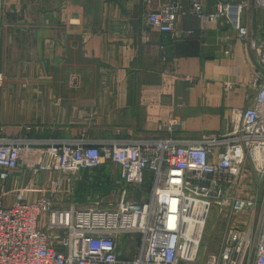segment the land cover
<instances>
[{
  "label": "crops",
  "instance_id": "1",
  "mask_svg": "<svg viewBox=\"0 0 264 264\" xmlns=\"http://www.w3.org/2000/svg\"><path fill=\"white\" fill-rule=\"evenodd\" d=\"M1 1L2 137L48 145L135 143L168 137L176 119L181 126L172 137L195 141L223 134L231 109L250 105L264 77L251 45L264 39V15L252 6L241 14L248 29L242 40L225 19L192 15L189 0ZM170 2L188 14L164 35L146 15ZM203 9L214 12L215 2L204 1ZM99 172L110 183L120 179L110 161ZM57 179L58 205L75 204L64 175L31 176L24 169L6 182L4 203H15L20 191L36 201ZM104 194L118 200L121 189Z\"/></svg>",
  "mask_w": 264,
  "mask_h": 264
},
{
  "label": "built area",
  "instance_id": "2",
  "mask_svg": "<svg viewBox=\"0 0 264 264\" xmlns=\"http://www.w3.org/2000/svg\"><path fill=\"white\" fill-rule=\"evenodd\" d=\"M204 1H214L215 11L206 13ZM189 2L192 15L225 19L242 40L248 37L242 11L252 6L264 15V0ZM187 14L180 2H170L146 19L167 35ZM251 45L264 69V39ZM3 81L0 73V86ZM180 126L172 119L168 137L124 144L48 145L0 136V264H264V196L255 237L250 227L228 222L217 252L203 253L201 245L213 207L225 218L246 212L250 222L254 218L264 182V77L250 105L231 109L223 134L178 140L172 135ZM108 161L120 168L122 183L113 208L58 205L60 179L36 201H26L20 191L15 203H4L6 182L18 170L31 176L57 171L73 183L81 171ZM136 189L140 202L129 198Z\"/></svg>",
  "mask_w": 264,
  "mask_h": 264
},
{
  "label": "rangeland",
  "instance_id": "3",
  "mask_svg": "<svg viewBox=\"0 0 264 264\" xmlns=\"http://www.w3.org/2000/svg\"><path fill=\"white\" fill-rule=\"evenodd\" d=\"M2 5V1H1ZM1 14V9H0ZM107 163V162H106ZM99 169L95 170H86L81 171L78 174V177L75 181L69 182V177L65 176L67 179L68 193H72L74 195L73 203H77L76 205L82 209H88L91 207H101L103 209L113 208L117 199L112 197L110 199V194H104L107 190H117L122 189V183L120 179H113L111 183L109 181H105L99 175ZM26 170V169H25ZM29 174L30 172L27 171ZM86 172H91L94 174L91 178ZM44 173V172H42ZM46 173V172H45ZM41 174V173H39ZM37 174V175H39ZM35 175V176H37ZM88 175V176H87ZM73 187V189H71ZM104 192V193H103ZM103 194V195H100ZM263 196H264V182L260 183L259 190V199L258 206L256 208V212L252 222H250L251 214L246 212L241 216H232L229 218H225L223 216V212H220L218 208L213 207L210 211V215L207 220L204 237L202 240V252H206L207 254L215 253L219 249V243L221 241L223 231L226 228L228 222L232 224L237 221V224L242 225L244 228L250 227L253 230V237H255L260 224L263 219Z\"/></svg>",
  "mask_w": 264,
  "mask_h": 264
},
{
  "label": "water",
  "instance_id": "4",
  "mask_svg": "<svg viewBox=\"0 0 264 264\" xmlns=\"http://www.w3.org/2000/svg\"><path fill=\"white\" fill-rule=\"evenodd\" d=\"M142 191L140 189H136L133 195H130L129 198H132L136 202L141 201Z\"/></svg>",
  "mask_w": 264,
  "mask_h": 264
}]
</instances>
